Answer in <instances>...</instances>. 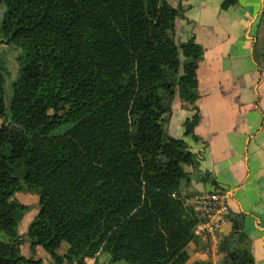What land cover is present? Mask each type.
<instances>
[{"label": "trees", "instance_id": "obj_1", "mask_svg": "<svg viewBox=\"0 0 264 264\" xmlns=\"http://www.w3.org/2000/svg\"><path fill=\"white\" fill-rule=\"evenodd\" d=\"M1 6L0 35L20 52L7 84L0 47V113L14 125L0 127V232L19 227L27 205L14 195L23 188L38 194L39 210L27 231L31 255L19 235L0 238V264H41L37 247L53 264H99L88 259L101 252L110 264H213L190 263L188 245L200 240L186 191L196 160L167 130L177 93L195 106L186 135L196 137L201 118L204 47L176 41L180 8L168 0ZM141 201L152 211L139 215ZM245 217L229 214L232 230L220 239L231 264H254Z\"/></svg>", "mask_w": 264, "mask_h": 264}, {"label": "crops", "instance_id": "obj_2", "mask_svg": "<svg viewBox=\"0 0 264 264\" xmlns=\"http://www.w3.org/2000/svg\"><path fill=\"white\" fill-rule=\"evenodd\" d=\"M168 1L180 8L176 41L194 39L204 47L198 67L195 105L201 118L196 137L186 135L184 128L195 106L178 93L167 121L169 134L183 138L196 160L187 167L196 178L186 188L188 203L213 189L226 192L230 214L246 216L254 264H264V0H234L227 7L226 0ZM231 230L227 220L220 238ZM199 238L188 245L190 263L231 264L218 241ZM45 258L52 261L47 253Z\"/></svg>", "mask_w": 264, "mask_h": 264}, {"label": "rangeland", "instance_id": "obj_3", "mask_svg": "<svg viewBox=\"0 0 264 264\" xmlns=\"http://www.w3.org/2000/svg\"><path fill=\"white\" fill-rule=\"evenodd\" d=\"M4 12V7H0V20L2 18V14ZM0 47L1 51L6 55L7 57V66L9 69V74L6 76V83L8 84L10 81L15 79L17 76L18 72V62H17V56L20 52V48L13 44V43H7L4 41L3 37L0 35ZM12 122L2 115L0 113V127L4 128L5 131L10 132L13 128ZM194 180L196 178L194 175H192V180L191 183L188 187L193 185ZM185 187V186H184ZM186 188V187H185ZM15 198H17L20 202L24 203L27 205V208L23 214V218L21 220V223L19 227L16 229V232L12 231H2L0 232V238L3 239H9L11 237H17L18 235L20 236V239L22 241V252L25 255H31V248H30V240L28 239V226L30 222L33 220L34 216L37 214L39 210V204H38V194L34 192L27 191L25 188H23L21 191H18L14 195ZM143 201H141L140 207L138 209V214L143 215L146 213H149L152 211L151 207L149 204L144 205ZM207 238V237H204ZM210 239V238H209ZM60 252L65 253L67 252V246H62L60 248ZM46 257V252L44 249L40 248L39 253L35 254L36 258H39L42 260L41 264H53V261H47ZM71 258H73V255H70ZM90 263H94L97 261L99 264H110V255L107 252H101L97 254L94 258L88 259ZM112 264H126L124 261H117Z\"/></svg>", "mask_w": 264, "mask_h": 264}, {"label": "built area", "instance_id": "obj_4", "mask_svg": "<svg viewBox=\"0 0 264 264\" xmlns=\"http://www.w3.org/2000/svg\"><path fill=\"white\" fill-rule=\"evenodd\" d=\"M193 206L200 218L196 233L199 236L218 241L220 244L219 233L230 214V205L226 192L213 189L208 193L197 195Z\"/></svg>", "mask_w": 264, "mask_h": 264}]
</instances>
